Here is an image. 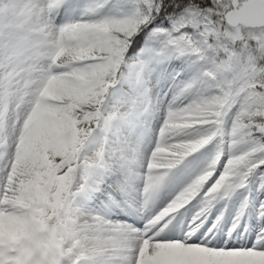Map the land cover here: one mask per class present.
<instances>
[{"label":"snow or ice","instance_id":"obj_1","mask_svg":"<svg viewBox=\"0 0 264 264\" xmlns=\"http://www.w3.org/2000/svg\"><path fill=\"white\" fill-rule=\"evenodd\" d=\"M0 220V264L264 257V0H0Z\"/></svg>","mask_w":264,"mask_h":264},{"label":"rangeland","instance_id":"obj_2","mask_svg":"<svg viewBox=\"0 0 264 264\" xmlns=\"http://www.w3.org/2000/svg\"><path fill=\"white\" fill-rule=\"evenodd\" d=\"M177 63H179V61H177ZM19 235H20V231L14 222L10 220L9 221L0 220V237H4L5 240H16L18 239ZM166 251L167 252H164V253L167 256H171L169 257L171 261L174 258H176L175 256H173L172 252H170L169 250H166ZM164 253L163 251H162V254L158 252L157 258L161 260L163 264H167ZM182 254L187 256L186 257L187 264H195V263H192L193 259L197 260L196 264H209V257L205 256L202 253L195 252V251H189V250H182ZM211 259L216 261L217 264H264V257H253L251 262H248L245 257H240V256H235V255L214 256ZM176 263L183 264L182 261L173 262V264H176Z\"/></svg>","mask_w":264,"mask_h":264},{"label":"bare ground","instance_id":"obj_3","mask_svg":"<svg viewBox=\"0 0 264 264\" xmlns=\"http://www.w3.org/2000/svg\"><path fill=\"white\" fill-rule=\"evenodd\" d=\"M5 239H4V237H0V241H4ZM163 251V253L164 252H167L166 250H169L170 252H172L173 253V256H175L176 258H174L172 261H171V259L169 258V257H171V256H167L165 253H164V255H165V258H166V262H167V264H173V262H178V261H182V263L183 264H187V256L186 255H184V254H182V250H180V249H175V248H161L160 250H159V252L162 254V251ZM169 252V253H170ZM158 255V254H157ZM160 255V254H159ZM163 256V255H162ZM175 260V261H174ZM185 260H186V262H185ZM192 263H197V260H195V259H193V262ZM176 264H179V263H176Z\"/></svg>","mask_w":264,"mask_h":264}]
</instances>
